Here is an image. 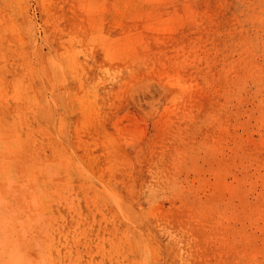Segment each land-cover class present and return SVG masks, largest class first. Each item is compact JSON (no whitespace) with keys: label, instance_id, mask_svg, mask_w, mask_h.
Listing matches in <instances>:
<instances>
[{"label":"rangeland","instance_id":"374dc122","mask_svg":"<svg viewBox=\"0 0 264 264\" xmlns=\"http://www.w3.org/2000/svg\"><path fill=\"white\" fill-rule=\"evenodd\" d=\"M0 264H264V0H0Z\"/></svg>","mask_w":264,"mask_h":264},{"label":"bare ground","instance_id":"6f19581e","mask_svg":"<svg viewBox=\"0 0 264 264\" xmlns=\"http://www.w3.org/2000/svg\"><path fill=\"white\" fill-rule=\"evenodd\" d=\"M154 4H155V3H154ZM143 5H144V4H143ZM147 6H148V5H147ZM144 7H145V6H144ZM144 7H143V8H144ZM131 8H132V7H131ZM171 17H172V16H171ZM171 17H170V18H171ZM172 18H173V17H172ZM146 20H147V19H146ZM171 20H172V19H171ZM150 21H151V20H150ZM155 21H156V20H155ZM158 21H159V20H158ZM167 21H168V20H167ZM153 23H154V22H153ZM158 24H159V23H158ZM104 38H105V35H104ZM115 39H116V38H115ZM117 40H118V39H117ZM101 41H102V40H101ZM101 41H100V42H101ZM103 41H104V40H103ZM108 41H109V40H108ZM108 41H107V42H108ZM111 43H112V42H111ZM109 44H110V43H109ZM106 46H107V45H106ZM119 46H120V45H119ZM119 48H120V47H119ZM121 48H122V47H121ZM54 53H55V52H54ZM51 63H52V62H51ZM51 65H52V64H51ZM63 75H64V74H63Z\"/></svg>","mask_w":264,"mask_h":264}]
</instances>
